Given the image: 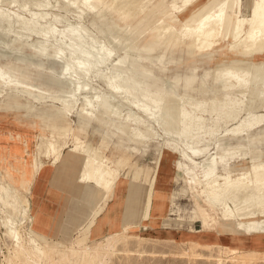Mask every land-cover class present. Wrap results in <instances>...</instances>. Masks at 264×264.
Masks as SVG:
<instances>
[{
	"label": "rangeland",
	"instance_id": "1",
	"mask_svg": "<svg viewBox=\"0 0 264 264\" xmlns=\"http://www.w3.org/2000/svg\"><path fill=\"white\" fill-rule=\"evenodd\" d=\"M22 1L18 0L17 4ZM46 1L53 6L49 10L51 18L62 19L59 23L51 20L49 23L61 31L68 26H80L79 29L84 30L82 35L112 50L113 59L126 65L121 87L135 103L149 105L154 95L169 97L168 103L160 108L162 122L155 125L153 134L169 132L171 123L176 130L169 133L174 137L177 133L185 136L197 121H204V129H208L222 114L252 101L254 81L264 74V69L249 71L246 68L251 64H264V54L236 55L227 48L231 39L222 37L209 46L199 45L190 50L183 44L165 43L158 34L160 22L176 32L191 16L197 18L199 13H214L223 5L231 8L227 14L246 20L252 0H154L141 13L115 6L113 0ZM3 4L2 8L28 16L16 6ZM91 5L95 8L91 9ZM243 29L246 30L245 25ZM1 36L0 70L17 85L0 89V178L14 187L19 210H23L24 200L28 201V211L24 216L20 213L14 216L15 222H22L16 242L8 238L9 229L3 221L6 215L0 211V264H30L32 259L28 252L31 250L42 257L43 264L58 259H63L58 264H89L90 249L106 248L111 242L114 251L105 264H264V239H247L245 234L235 232L234 222L222 218L199 196L207 182L196 183L197 178L203 180L202 165L212 159L217 161L214 174L228 180L253 176L254 168L264 161V133L255 134V131L252 135V131L264 126L248 131L245 136L223 137L224 129L233 128L246 115L242 112L221 130L213 131L215 140L207 151L203 144L209 141L211 134L203 132V137L192 141L199 152L197 157L173 138L135 144L119 131L121 126L131 128V125L112 118L103 122V118L90 117L82 110L83 94L78 104L75 103L56 48L44 55L32 50L31 43L20 42L7 34ZM66 37L74 41L68 34ZM39 41L33 38V45ZM240 65L245 68H237ZM215 69H220L219 74L213 72ZM202 80H206L212 98L209 113L196 115L192 112L188 120L186 111L190 109L186 103L182 104V113H171L173 98L197 96ZM84 81L92 88V93L108 103V94L97 78L87 76ZM64 99L69 101L62 105ZM131 113L143 118L142 122L146 121L134 109L123 116ZM255 113L263 114L264 108ZM181 119L187 123L178 124ZM52 138L63 141L62 153L67 150L80 158L78 185H83L79 176L86 151L93 150L94 156L116 174L114 181L108 177V183L103 182L95 188L89 215L75 233L74 228L81 221L79 213L59 212L58 222L52 218L45 221L50 222L47 229L39 226L42 215L37 210L33 213L37 205L33 198L37 196L43 173L62 156L58 159L51 156L49 162L39 164L37 150L43 141ZM41 154L45 155L43 147ZM223 154L225 156L220 159ZM35 165H39L38 170ZM127 177L133 185L129 202L138 200L134 189L137 182L144 181L147 193L145 207L135 212L130 210L131 215L136 213L140 218L130 215L123 221L121 212ZM117 188L122 192L120 214L115 223L101 228L98 220L101 219V223L105 220L99 216ZM60 239L64 243L71 240L65 244L53 241Z\"/></svg>",
	"mask_w": 264,
	"mask_h": 264
},
{
	"label": "bare ground",
	"instance_id": "2",
	"mask_svg": "<svg viewBox=\"0 0 264 264\" xmlns=\"http://www.w3.org/2000/svg\"><path fill=\"white\" fill-rule=\"evenodd\" d=\"M17 1L18 0H0V39L2 37L1 34H7L20 42L31 43L32 50L44 55H48L50 49L56 48L59 53L57 54L58 62L62 66V71L67 76L65 81L72 88V93L74 95L73 100H76L75 103L78 104L80 100L79 96L83 94L82 100L84 101V106L82 110L90 117L103 118V122H106L108 118H112L114 120H122L124 121L123 123L131 125V128L121 126L119 130L120 133H123L131 142L141 145L148 144L152 140H160L162 137L168 139L173 138L178 141V144L183 146L184 149L190 150L197 157L199 152H197L196 144L192 141L197 137H203V132H208L211 134L209 141L203 144V149L207 151L215 140L213 133L221 130L225 125L234 121L242 112H245L246 115L241 118L240 122L233 128L228 130L224 129L223 137L245 136L248 131L264 126V113H255L258 109L264 108L263 74L260 80L254 81L253 100L248 104L238 106L222 114L213 125L208 127V129H204V121H197L194 125L189 127L185 136L177 133V136L174 137L169 133L171 130H176L174 124L171 123L168 126V128L171 129L169 132L163 131L162 135L153 134L155 125L162 122V112L160 108L165 106V103H168V96L162 94L160 96L154 95L149 105H145L139 101L135 103L130 96L125 95L122 91L121 84L125 79L126 73L124 68L126 65L120 60L115 61L113 59L115 54L112 50L104 45H97L86 34L82 35L81 32L84 30L82 28L79 29L80 26H68L64 31L57 29L56 26L54 27L49 23L50 20L52 23H59L62 22V19L58 17L54 19L51 18L49 10L53 6L48 1L23 0L19 2V4H17ZM113 1L115 2V6H123L126 11H137L141 13L152 5L154 0ZM3 3H9L13 7H18V10L26 11L28 16H23L20 13L18 14L9 9L2 8V6H4ZM94 8L95 7L91 5V9ZM229 10L230 6L223 5L214 13H199L197 18L191 16L187 24H184L182 28L176 32L170 31L168 27H163L160 22L158 34L163 38L165 43H171L172 46L183 44L190 50H194L199 45H201V47L204 45L209 46L211 43H215L223 37L232 40L231 45H228L227 48L236 55L254 57L264 54V0H252L249 16L246 20L242 17L237 18L235 15L227 14ZM244 25L246 26V30L243 29ZM67 34L72 37L74 41L68 39L66 37ZM33 38H37L40 41L33 45ZM237 68L242 69L245 67L240 65ZM246 68L249 69V71L253 69H264V64H251ZM232 69H235V67ZM213 72L219 74L220 69H215ZM87 76L95 77L100 81L99 83H102L103 88L108 94V103L103 97H99L91 92L92 88L88 87V84L84 81ZM205 82L206 80H202L200 83V91L197 96L190 98L187 96L173 98L174 105L170 112L174 114L181 112V107L184 105L183 103H186L190 109L189 111L183 110L187 113L186 119L189 120L190 117H192V112L196 115H201L202 113L208 114L211 109L212 103L210 102L212 98L209 96V91H207ZM16 85L17 84L9 78L7 73L0 70L1 90ZM212 92H214V89ZM68 101L69 100L64 99L61 100V103L63 105V103ZM103 107L106 109L104 110ZM132 109L141 113L142 116L146 118V121L142 122L141 119L143 118L137 116L138 114L136 115L135 113H131V115L126 117L123 116L125 112H130ZM196 118L201 120L198 117ZM177 122L178 124L187 123V121H183V119ZM42 143L43 145L37 150V156L41 161L39 163L40 165L49 162L51 156L58 159L62 154V149L64 148L62 140L52 138ZM42 147L44 148L45 155L41 154ZM94 154L92 150L86 151L79 182L91 185L94 188H99L103 182L108 183L106 182L108 177H112L114 181L116 179V174L111 172L106 163L102 162L97 156H94ZM224 156L223 154L220 159H223ZM55 162H53V164H55ZM216 164L217 161L212 159L202 165L201 168L204 170L203 180L197 178L196 183L201 185L202 182L205 181L207 184L201 189L199 196L204 198V202L212 209L218 211L222 218L232 220L234 222L235 232L245 234L247 239H264V161H260L254 168L253 176H246L233 181L228 180L222 175L219 176L214 174ZM175 166L178 167L179 164L175 163ZM38 168L39 165H35V169L38 170ZM13 192L14 187L2 181L0 178V211L6 215L3 221H5V228L9 229L7 233L8 238L16 242L20 234L17 230L22 228V222L21 220L18 223L15 222L14 216L18 213L24 216L28 211V201L24 200L23 210H19L16 206V198ZM113 245V242H111L106 248L90 249L92 255L89 264H93L94 261H96L97 264H105L114 251ZM74 251L79 252L80 250L75 249ZM28 257L32 259V264H43L42 257L35 254L33 250L28 252ZM25 258L27 260V256ZM61 261H63V259L52 260V262L46 261L44 264H58V262Z\"/></svg>",
	"mask_w": 264,
	"mask_h": 264
},
{
	"label": "crops",
	"instance_id": "3",
	"mask_svg": "<svg viewBox=\"0 0 264 264\" xmlns=\"http://www.w3.org/2000/svg\"><path fill=\"white\" fill-rule=\"evenodd\" d=\"M255 131H257V133L255 134H260V131L261 133H264V127L252 131V135H255L253 134V132ZM92 153L94 154L93 150ZM79 163L80 158L77 155L71 154L67 150H64L58 163H56L52 167L47 168L43 173L41 181L38 185L37 196L33 198L37 201V205L33 210V213L37 210V212L42 215L41 224L39 223L40 227H45V229H47L50 222L46 223L45 221H50V218H52L54 221H57L59 212L62 211H72L75 213H79L81 221H79V223L75 226L74 233L87 219L90 212V203L93 201L95 196V188L87 184L78 185V183L76 182ZM126 185L127 187L121 212V220L123 221L127 220L128 217L133 213L130 211L131 209H133L135 212L139 207L140 209H143V206L145 207V197L147 193L146 188L143 187L146 186L144 181L137 182L134 189L137 191L138 200L132 201L131 203L129 202V197L133 185L130 177L126 178ZM120 192L121 191L119 190V188L114 191L112 199L108 202L106 208L99 216H103L105 220L104 223H101V219L98 220V223L101 224V228H106L105 226L107 224L111 225L115 223V219H117V217L119 216L120 202L122 201V192ZM130 217H134L135 219L140 218L136 213H134ZM57 227H59V223ZM71 239H69L67 242H69ZM53 241L60 244L67 243L62 242L61 239Z\"/></svg>",
	"mask_w": 264,
	"mask_h": 264
}]
</instances>
